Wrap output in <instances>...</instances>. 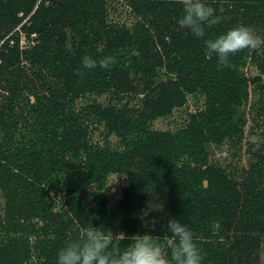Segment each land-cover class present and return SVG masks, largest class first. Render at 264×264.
I'll return each instance as SVG.
<instances>
[{
    "label": "trees",
    "instance_id": "obj_1",
    "mask_svg": "<svg viewBox=\"0 0 264 264\" xmlns=\"http://www.w3.org/2000/svg\"><path fill=\"white\" fill-rule=\"evenodd\" d=\"M109 2L0 0V264H32V256L56 264L58 251L91 225L162 242L173 218L193 231L202 264H260L264 141L237 178L206 160L205 145L238 136L242 88L264 92V48L230 56L226 68L205 57L204 41L241 24L264 36V0H204L222 19L203 38L178 26L179 0H125L128 24L111 19ZM23 18L14 37L2 38ZM17 34L32 43L20 48ZM85 56L115 63L81 78ZM244 61L258 73L239 71ZM188 93L203 103L183 128H148ZM87 95L106 102L77 106ZM129 95L137 107L121 102ZM92 121L118 137L116 147L89 141ZM112 172L125 177L119 196L91 205ZM57 176L62 199L53 208L47 185Z\"/></svg>",
    "mask_w": 264,
    "mask_h": 264
},
{
    "label": "clouds",
    "instance_id": "obj_2",
    "mask_svg": "<svg viewBox=\"0 0 264 264\" xmlns=\"http://www.w3.org/2000/svg\"><path fill=\"white\" fill-rule=\"evenodd\" d=\"M179 2L183 5V15L177 24L196 37L203 38L206 27L222 19L221 15H217V10L204 3V0ZM219 11L223 13L222 8ZM204 43L206 58L211 59L215 55L219 67L230 68V56L245 49L256 51L264 48V36L257 35L253 27L241 24ZM114 63V57L96 60L85 56L81 69H77L75 74L82 78L86 74L85 70L97 67L106 69ZM133 76L134 73H129L130 79ZM167 231L170 235L165 236L162 242H157V238L150 234L128 237L123 232L114 234L92 225L84 227L79 229L78 239L70 240L58 251L56 264H202V250L191 229L173 218L167 222ZM125 239L132 242L121 251L119 244Z\"/></svg>",
    "mask_w": 264,
    "mask_h": 264
},
{
    "label": "rangeland",
    "instance_id": "obj_3",
    "mask_svg": "<svg viewBox=\"0 0 264 264\" xmlns=\"http://www.w3.org/2000/svg\"><path fill=\"white\" fill-rule=\"evenodd\" d=\"M110 1V0H109ZM109 15L111 19L116 21H124L126 24L130 23V17L127 15V8L125 7V0H111L108 4ZM19 12L17 15L21 17ZM28 16V15H27ZM26 16V17H27ZM22 18V17H21ZM26 18L20 20L7 34L2 38H6L8 35H12V31L17 29ZM19 43L24 44L23 34H17ZM10 37V36H9ZM245 76H252L258 73L256 67L244 61L239 67ZM242 100L241 104L236 107L235 116L239 119L238 122V136H230L224 138L220 144L208 143L205 145L207 151L206 160L213 162L224 168V170L237 178L248 170L249 164L254 161V157L251 156L256 149L258 150L264 141V92L256 85H248L241 90ZM98 102L105 103L104 96L92 97L87 95L84 98H80L76 101V105H82L85 102H89L92 99ZM137 96H128L122 99V103H126L129 106H138ZM203 99L198 93H188L185 96L184 102L179 106L171 109V112L164 116H156L148 123V128L158 131H175L183 128L190 120L189 115L202 108ZM91 131L89 133V141L96 142L99 146L107 143L109 148L116 147L118 137L115 135L104 136L101 126L95 122H91L89 125ZM125 177L122 174L112 172L107 175L106 182L103 188L97 193L93 194L90 198L91 205H99L101 199L103 201L111 200L119 196L120 188L125 184ZM49 186V188H48ZM45 187V186H44ZM48 196L53 201L52 207H59L62 199L60 195V178L52 177L50 183L47 185ZM3 201L0 197V214H2L1 206ZM27 262L32 264H39V262L32 256ZM260 264H264V237L262 242V250L260 253Z\"/></svg>",
    "mask_w": 264,
    "mask_h": 264
},
{
    "label": "built area",
    "instance_id": "obj_4",
    "mask_svg": "<svg viewBox=\"0 0 264 264\" xmlns=\"http://www.w3.org/2000/svg\"><path fill=\"white\" fill-rule=\"evenodd\" d=\"M34 36V34H30V37H33ZM24 37V36H23ZM32 42H31V40L30 39H25V37H24V44H20L19 43V41H18V46L20 47V48H23V47H25V46H27V45H29V44H31ZM9 45H12L13 44V41L12 40H9V43H8Z\"/></svg>",
    "mask_w": 264,
    "mask_h": 264
}]
</instances>
